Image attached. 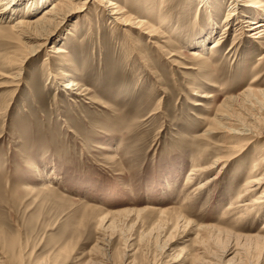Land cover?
<instances>
[{"label":"rangeland","instance_id":"1","mask_svg":"<svg viewBox=\"0 0 264 264\" xmlns=\"http://www.w3.org/2000/svg\"><path fill=\"white\" fill-rule=\"evenodd\" d=\"M48 1L32 21L57 0ZM87 1L89 9H77L25 62L17 87L19 68L10 63L33 45L0 34V264H206L229 247L228 264H264V245L247 238L263 229L264 204L245 217L236 202L264 159V137L205 189L198 188L219 171L187 181L196 160L221 150L231 157L216 147L230 138L216 123L226 98L241 103L255 89L249 98L259 105L229 112L264 131V46L246 38L250 32L237 36L238 21L252 11L231 16L225 32L233 0H209L201 10V0H112L158 29L153 45ZM196 41L201 46L190 45ZM53 43L67 53L51 52ZM198 52L204 65L192 55ZM70 80L81 90L64 89ZM203 92L215 97L195 95ZM200 100L206 103L194 105Z\"/></svg>","mask_w":264,"mask_h":264},{"label":"bare ground","instance_id":"2","mask_svg":"<svg viewBox=\"0 0 264 264\" xmlns=\"http://www.w3.org/2000/svg\"><path fill=\"white\" fill-rule=\"evenodd\" d=\"M47 1L48 0H40V2H37V0H29V1H25V0H0V15H1L0 23H2V21H4V20L9 19V16H11V15L16 16L18 18L15 22H13L10 25V27H4V28L0 27V34L10 35L16 44H25L27 46L29 44L33 45L29 49L30 52L28 53V55H25L24 57H20V58L16 56L15 58H13L14 61H12L10 63L12 67H14V66L18 67L19 68L18 70L20 72V73H16L14 75V78L12 79V81L14 83L13 86H15V87L19 86V83H20L21 77H22L21 72L23 70L25 62L29 58L38 55L39 52L47 46L50 38L54 34V31L59 29L61 26H63L65 24V22L68 20V17L70 15H73V13L75 11H77V9H83L82 11H84L86 9H89L91 6V4H90L91 1L88 2L87 0L86 1H83V0H57L53 4H51L49 8L44 10L43 11L44 13L39 15L37 17L38 19L36 21H32L31 15H34V13L37 12V10L41 6H43ZM94 1H96L97 5L100 8H102V11L106 15H108L110 17H114L113 18L114 21L116 20V22L118 24L123 25V26H127V27H133L135 30H138V32H142V33H144V35H147L148 38H150V42L153 45L157 44V40H159V38L161 36L160 33L158 32L157 28L152 27V29H151L150 26H148L143 21H140V20L137 21L138 19L136 20L135 18H128L126 16L123 8L121 6H119V4L113 2L112 0H94ZM25 3L27 4L26 7H28L26 10L27 12L22 14L20 12H22V9H23L22 7ZM209 4H210L209 0H201L200 6H199V7H201L200 10L201 9H208L210 7ZM258 4H259V2L255 1V0H233L232 4L230 5V8H229V14L227 16V18H228L227 19L228 21L226 22L227 25L224 27V30H226L225 32H227V30L229 29V22H230L229 19L231 18V16L238 15L241 12L243 14L245 12L248 13L250 10L249 13H251V11L253 13L252 17H250V16L248 17V14H247V16H245L244 18H241L240 21H238V24H240V25H239V27H237V29H238L237 30V34H238L237 36H240L241 34L245 35V32H250V34L247 35L246 38L250 39L252 42H256V43L259 42L260 46H264V7L261 8L260 6H257ZM79 7H81V8H79ZM236 8H239L238 12L235 11ZM9 14H11V15H9ZM256 15H258L259 17L262 16V19L258 22H256V20H257ZM210 23H211L210 29L213 32L217 28V24H216V21L214 20V18H212V17L210 18ZM246 23H250V24L245 25ZM247 26H250V27H247ZM225 32H223V34H225ZM203 33L206 34L204 30H203ZM223 34L221 35L220 38H217L214 41L212 51L215 49H219L221 47V42L223 40ZM207 35H211V33H208ZM201 38H203V37H201ZM203 41H204V38L201 40V43ZM199 42L196 41L195 44H193V42H191L190 45H192V46L197 45L198 46V45H200ZM50 51L54 52L56 54H59V55L67 53L63 49V47H56L55 43H53L51 45ZM231 51H232V49H230L229 52H231ZM192 55L194 56V59H196L200 65H204V63L201 61V58H200L201 55H199V52L192 54ZM50 60H51V58H50ZM262 60H264V57L262 58ZM183 68L191 69L190 67H185V66H183ZM258 79H259V77H258ZM63 87H64V89H66L68 91L70 90L73 93L81 90V86H79V84L75 83L72 80L67 81L63 85ZM254 91H256V90L250 86L245 91L244 98L240 99V101H242L241 103H238L236 98H226L225 104L223 106H220L218 112L216 113V120L218 121L216 123L218 126V130L223 129L224 132L226 133V135L230 137L229 140H227L226 142H223L221 145L216 146V147H218V148L220 147L221 149L225 148L226 150H229L231 152V155H230L231 159L222 155V153H220V152H222V150H221V151H219V154H217V151L214 153V156H213L214 158L205 157L203 159L196 160L193 164L194 168L191 170L192 172L187 177V181H188L189 185L192 183L191 179H193V178H191V177L196 176V179L200 180L201 178H203V177H205V176H207V175H209L215 171H219L214 175L215 179L213 181H210V180H208L210 182L206 181V183L204 185H201L200 188H198V189L199 190L205 189V187L207 185L211 184V182H213V183L216 182V180L218 179V175L220 174L221 170H223V167L226 166V164H225L226 162L231 161L232 159L239 158L240 156H242L247 151L249 146L254 145V144H258V142L260 141V138L264 137V131L260 128V126H259L260 124L258 121H254V123H256V125L255 124L254 125H247V124L245 125L239 120L238 117H236L235 115H233L229 112V109H232V108L239 109L241 105H250V106H252V108L256 107L255 105H257L258 103L253 102L252 99L249 98L251 96L252 92L254 93ZM78 95H81V94H78ZM195 95L202 98V99H206V100H210V99L215 97L212 93H208V92H203L202 94L195 93ZM193 103H194V105H204L206 103V101L200 100V101H194ZM226 124L231 125V127L232 126L233 127L232 128L228 127V126L226 127ZM205 132L207 135H211L212 133H214V129L212 127V128L207 129ZM259 159H261V155H258V158H256L255 161H259ZM255 161H254V163H255ZM263 167H264V159L262 160V162H260V164H258V163L253 164V169L249 173L248 177L245 180L244 192H240L238 194V196L236 197V202H240L238 204L237 208H242V210L244 211L245 217H247L253 209L255 211V209L257 208L258 205L264 204V174L261 175V173L263 172V169H262ZM251 194H258V195L250 201H246V202L243 201V198L246 199V197L250 196ZM229 209L232 210L234 208L230 207ZM158 212L160 214H165L167 211L159 210ZM119 213H117V214H119ZM226 215L227 216H225L224 219H229L230 218L229 216H231L229 212H227ZM106 219H107V216L104 218V221ZM186 221L188 224H191L190 220L186 219ZM210 228H212V227H208V228L200 227L199 229L206 230V229H210ZM263 229H264V227H263ZM220 230L222 231V229H220ZM262 230L257 235H251V236L249 235L248 237L247 236L246 237L249 238L248 239L249 241L251 240L253 242V240H255L254 242L257 243L256 244L257 246L258 245L263 246L264 245V234H263ZM223 232L226 233L227 231L224 230ZM227 234H229V232ZM236 237L238 239L241 238V240H242L243 236H237L236 235ZM207 239H209V238H207ZM245 240H246V238H245ZM239 241H240V239H239ZM200 242H204V238H203V241H200ZM205 243H201V245H203ZM233 249L234 248L229 247V248H226L223 251H221V253H219V254L216 253L217 257H216V255H214V252H213V253H211V255H209V256L207 255L208 256L207 258L212 259V261L213 260L217 261V262L219 261L220 263H224V264L231 263L232 259L231 260L229 259L226 262L224 260L230 254H232L231 252L234 251ZM200 260H201V258H200ZM203 262H206V261H203ZM216 263L209 261L206 264H216Z\"/></svg>","mask_w":264,"mask_h":264}]
</instances>
